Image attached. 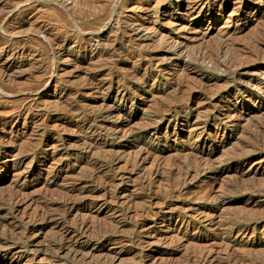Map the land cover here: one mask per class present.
Returning a JSON list of instances; mask_svg holds the SVG:
<instances>
[{
  "label": "rangeland",
  "instance_id": "1",
  "mask_svg": "<svg viewBox=\"0 0 264 264\" xmlns=\"http://www.w3.org/2000/svg\"><path fill=\"white\" fill-rule=\"evenodd\" d=\"M0 264H264V0H0Z\"/></svg>",
  "mask_w": 264,
  "mask_h": 264
},
{
  "label": "bare ground",
  "instance_id": "2",
  "mask_svg": "<svg viewBox=\"0 0 264 264\" xmlns=\"http://www.w3.org/2000/svg\"><path fill=\"white\" fill-rule=\"evenodd\" d=\"M255 3V2H254ZM240 5V4H239ZM225 6V5H224ZM239 11V10H238ZM244 12V11H243ZM254 13V12H253ZM220 14V13H219ZM250 14V13H249ZM254 16V15H253ZM257 21V20H256ZM255 21V22H256ZM261 21V20H260ZM258 23V22H257ZM235 24V23H234ZM234 33V32H233ZM229 35H231V34H229ZM246 35V34H245ZM239 48V47H238ZM235 52V51H234ZM188 59V58H187ZM209 60V59H208ZM205 61V60H204Z\"/></svg>",
  "mask_w": 264,
  "mask_h": 264
}]
</instances>
